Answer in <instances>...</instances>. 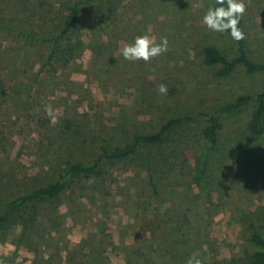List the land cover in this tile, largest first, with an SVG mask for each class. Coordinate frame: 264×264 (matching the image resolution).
Here are the masks:
<instances>
[{
  "label": "rangeland",
  "instance_id": "rangeland-1",
  "mask_svg": "<svg viewBox=\"0 0 264 264\" xmlns=\"http://www.w3.org/2000/svg\"><path fill=\"white\" fill-rule=\"evenodd\" d=\"M15 1L0 0V22H7L0 27V46L5 50L7 46L12 50L19 48L22 42L13 33L11 20L13 24L23 18L32 20L44 10L60 11L62 5L59 0H26V6L17 2L15 5ZM38 1H46V6L32 7V13L30 6ZM214 3L215 0H119L112 19L103 18L96 23L99 30H93L89 18L83 15L79 32L85 46L80 56L63 71L44 75L39 89L28 93L29 112L48 117L52 129H40L31 118L16 120L17 110L11 104L2 103L0 107L4 139L0 149L2 181L12 179L10 189L14 191L25 184L44 182L60 158L71 154L69 148L73 149L75 139L80 141L86 135L99 133L110 143H117L126 138L118 128L153 130L168 114L167 110L226 103L262 87L264 72L247 73L238 66L230 76L219 77L215 68L204 64V46H213L227 56L235 54L234 39L226 31H212L202 22L204 13ZM244 3L245 12L240 19L246 47L253 59L264 61V0ZM98 31L106 52L102 59L94 60L89 44L92 33ZM144 34L157 41L167 37L168 50L147 62L124 59L122 46ZM26 44L29 52L37 48ZM15 66L26 68V62L4 59L0 54V79L18 77L25 81L35 77L31 71L19 76L7 73V68ZM159 84L167 86L166 94L157 91ZM9 85L11 82L3 87ZM249 114L250 109H243L230 116L221 115L223 138L236 140ZM63 119L80 126L81 133H62ZM193 123V127H200L205 122ZM250 146L246 157L231 156L213 164L221 187L218 198L216 192L211 193L214 210L212 217L205 214L210 222L203 226L201 243L207 244L211 256L216 258L242 251L247 242L243 223L256 207L264 205V139ZM109 172L110 178L102 187L93 181L72 183L57 204L41 211L44 216L41 215L37 235L20 241L19 225L8 226L0 236V262L48 264L50 256V264H55L56 257L65 255L64 248L58 250L59 247L73 249L92 244L94 264H177L176 256L170 252L174 248L171 235L157 234L166 238L160 243L152 229L165 206L187 201L180 198L184 189L177 185L172 189L163 187L154 195L144 173L122 163L110 166ZM171 190L174 191L170 194ZM196 202L207 203L203 195ZM54 217L57 225L50 221ZM131 245L140 248L143 257L131 254L127 258L125 248ZM61 262L65 264L63 259Z\"/></svg>",
  "mask_w": 264,
  "mask_h": 264
},
{
  "label": "trees",
  "instance_id": "trees-1",
  "mask_svg": "<svg viewBox=\"0 0 264 264\" xmlns=\"http://www.w3.org/2000/svg\"><path fill=\"white\" fill-rule=\"evenodd\" d=\"M16 2L22 3V6L27 3L26 0H16L15 5ZM58 3L63 5L60 4V11L44 10L32 20L23 18L18 22L14 21V24L11 20L9 25L14 29L16 37H20L21 46H15L13 50L8 46L6 50L1 49L0 46V54L4 59L26 62V68H7V73L19 76V73L31 71L30 74L35 75L25 81L18 77L10 79L12 81L7 77L0 79V107L2 103L15 106L16 120L21 117L31 118L40 129L45 130L52 129L50 119L40 112H29L31 108L26 106L30 97L28 93L39 89L37 86L41 85L44 75L63 71L80 56V51L85 46L79 32L82 16L89 18L93 30H99L96 23L103 18L111 20L119 0H59ZM34 5L31 4V11L32 7L43 8L46 1H38ZM5 24L7 22H0V27ZM238 27L243 31L241 19ZM92 35L94 37L90 38L89 47L93 52V59H102L106 44L100 41L99 31ZM244 39L234 40L233 56H227L213 46H204V64L215 68L214 73L219 77L230 76L238 66L243 67L247 73L264 72V61L252 58ZM26 43L37 48L29 52L26 50ZM108 55L111 56V52ZM7 82H11V85L3 87ZM243 109H250V114L244 127L239 128L236 140L223 138L224 123L221 115L230 116ZM167 113L153 130L118 128L126 138L117 143H110L99 133L86 135L80 141L74 137L73 149L69 148L71 154L68 153L67 158L61 157L56 169L52 172L49 170L47 179L41 183L25 184L14 191L10 189L12 179L2 181L0 167V236L11 225H19L20 241L28 235H37L39 226L42 225L41 215L44 216L41 211L57 204L59 196L70 189L72 183L77 180L82 184L93 181L102 187L110 178L109 167L122 163L128 169L144 173L147 186L154 195H158L160 189H172L176 185L184 189V196L180 198L187 201L176 204L172 202L165 206L152 229V234L160 243L166 238L157 234L163 232L165 235H171V245L174 248L170 252L176 256L177 264H187V260L192 256L198 258L201 264H264V205L256 207L251 216L245 219L243 227L247 242L240 253L216 258L211 256L207 244L201 243L203 226L210 222L209 218H205V214L212 217L214 210L211 193L216 192L218 198L221 187L213 167L214 161H226L231 156L236 159L239 156H247L250 145L264 139V85L255 92L239 94L226 103L198 108L179 107L167 110ZM197 120L205 123L200 127H193V122ZM63 121L65 129L62 128V133L63 130L69 131L68 135L77 136L81 133L80 126H75L65 119ZM2 138L3 129L0 123L1 150L4 147ZM173 191L171 190L170 194ZM200 195L204 196L206 204L196 202ZM190 198L191 200H188ZM165 213H168V216H165ZM56 217L50 220L52 225H57ZM92 247V244H88L67 249L63 245L58 250L64 248L65 255L56 257L55 264L62 263L61 259L65 264H94ZM125 251L127 258L131 254L143 257L142 250L132 245L125 248ZM99 252L102 251L99 249ZM50 259L48 256V264Z\"/></svg>",
  "mask_w": 264,
  "mask_h": 264
},
{
  "label": "clouds",
  "instance_id": "clouds-1",
  "mask_svg": "<svg viewBox=\"0 0 264 264\" xmlns=\"http://www.w3.org/2000/svg\"><path fill=\"white\" fill-rule=\"evenodd\" d=\"M244 12V0H215V4L208 7L204 13L202 22L212 31H227L234 40L238 41L244 38L243 31L238 27ZM167 50V37H160L157 41L155 37L144 34L134 37L131 43H125L120 52L126 60H143L147 62L150 58ZM167 90L165 84L158 85L157 91L160 94H166ZM187 264H201V261L192 256L187 260Z\"/></svg>",
  "mask_w": 264,
  "mask_h": 264
}]
</instances>
